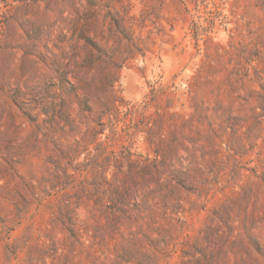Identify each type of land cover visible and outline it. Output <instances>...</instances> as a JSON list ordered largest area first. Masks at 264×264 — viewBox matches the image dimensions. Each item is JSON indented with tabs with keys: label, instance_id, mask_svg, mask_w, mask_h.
Here are the masks:
<instances>
[{
	"label": "rangeland",
	"instance_id": "rangeland-1",
	"mask_svg": "<svg viewBox=\"0 0 264 264\" xmlns=\"http://www.w3.org/2000/svg\"><path fill=\"white\" fill-rule=\"evenodd\" d=\"M0 264H264V0H0Z\"/></svg>",
	"mask_w": 264,
	"mask_h": 264
},
{
	"label": "trees",
	"instance_id": "trees-1",
	"mask_svg": "<svg viewBox=\"0 0 264 264\" xmlns=\"http://www.w3.org/2000/svg\"><path fill=\"white\" fill-rule=\"evenodd\" d=\"M47 93L49 94V91H47ZM72 93H75V95L77 96V98L79 99L80 94L78 93V91L75 89L72 91ZM80 104L82 105V107L86 106V101L85 99H81ZM39 107V106H38ZM23 112V111H22ZM29 119H31V117H29V115L25 112H23ZM44 115H46L44 113ZM32 120V119H31ZM34 122V121H33ZM36 124V123H35ZM128 189L125 190L124 192L120 193L121 190L117 189H111L110 192L107 191V193L104 195L105 198L108 200L111 199V203L113 208H117V209H122V206H124L125 201L127 200L129 193H127ZM122 211V210H121Z\"/></svg>",
	"mask_w": 264,
	"mask_h": 264
}]
</instances>
